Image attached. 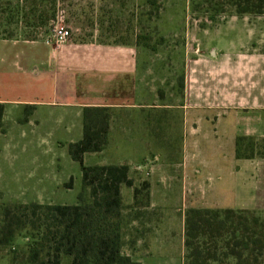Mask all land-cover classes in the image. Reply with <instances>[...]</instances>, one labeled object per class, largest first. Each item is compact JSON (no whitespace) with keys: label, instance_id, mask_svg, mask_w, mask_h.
Returning <instances> with one entry per match:
<instances>
[{"label":"rangeland","instance_id":"1","mask_svg":"<svg viewBox=\"0 0 264 264\" xmlns=\"http://www.w3.org/2000/svg\"><path fill=\"white\" fill-rule=\"evenodd\" d=\"M207 17L193 9L191 0H0V38L46 39L54 34L60 24L71 30V39L81 42L133 44L144 58V66L150 71L151 90H158L160 96L166 95L167 102L181 103V82L185 61L189 58L229 52L264 54V14L238 15L233 9L227 8L215 21ZM31 111V108H25L22 119L12 120L9 118L12 116L8 115L6 129L3 117L4 131L0 130V203H76L77 194L83 189L81 164L71 158L65 144L55 145L43 140L47 132L45 123L36 127L24 123L23 130L20 125H16V122L25 121ZM43 111L46 112L45 107L41 113ZM245 123V119L231 116L225 126H220L218 137L188 142L193 161L197 162L188 169V173L185 170L190 165L184 158L186 136L182 142L166 145L167 149L175 150L172 159H169V154L165 155L168 159L160 158L158 144H152L154 146L148 156L141 159L143 153L140 158L130 160L132 175L139 186V192L135 195L136 204H143L154 197L156 202H169L172 206L167 211L160 207L148 209L139 206L135 211L136 216L143 218L153 212L152 215L159 217L161 213L170 211L175 219L179 217L181 220L183 251L180 264H235L237 261L235 257L228 256L224 248L229 238L227 232L223 237L201 235L192 240V247L186 246V217L192 208L218 211L231 208L235 213L228 226L239 227L238 234L245 235L241 227L247 224V236L264 239V157H242L256 161L244 163L241 173H233V168L239 169L238 166L234 167L239 136L234 144L229 135L245 130ZM138 128L141 129V126ZM133 129L136 131V126L130 127V130ZM239 144L241 155L264 154V133L261 136L247 135ZM135 145L138 151L147 147V144L140 142ZM116 148L120 149L118 144L109 145L108 142L104 152L84 155V163L88 165L115 160V156L120 153ZM160 153L162 157L163 152ZM167 161H171L170 165L174 166L175 171H182V185L152 192L145 179L150 174L146 172L163 169ZM254 166L256 173L251 174ZM30 167L38 169L28 175L26 172ZM195 167H199L202 173H196ZM32 176L45 181L37 182ZM52 177L65 182L61 186L52 184ZM166 177L159 176L163 182ZM70 179L72 186L67 187ZM89 191H85L88 197ZM129 208L127 206L125 210ZM129 214L125 212L124 222H129L132 217ZM31 234L30 228L23 229L14 242L0 245V264H33L29 260ZM131 242L129 237L125 239L122 249L124 252H133L132 258L137 260L140 253H134L136 250ZM251 246L253 248V244ZM195 248L202 253L198 259L191 257ZM257 252L251 251L252 264H264V249L259 255ZM208 253H216V259L207 258ZM171 258L174 259V256ZM158 259L161 258L156 255L151 261ZM61 264H69V259H63Z\"/></svg>","mask_w":264,"mask_h":264},{"label":"crops","instance_id":"2","mask_svg":"<svg viewBox=\"0 0 264 264\" xmlns=\"http://www.w3.org/2000/svg\"><path fill=\"white\" fill-rule=\"evenodd\" d=\"M47 40L0 38V102L5 104V129L8 115L12 120L22 119L28 107L32 111L25 121L16 122L21 130L24 123L34 127L45 123L47 132L43 140L69 146L83 138L84 108L106 106L110 111L108 142L109 145L118 144L120 149L116 150L120 153L115 160L96 164H127L132 179L130 160L140 158L143 153L141 159L148 156L152 144H158V152H163L162 157L159 152L160 158L168 159L169 154L172 159L175 150L167 149L166 145L182 142L185 136L184 158L190 165L186 162L185 173H188V169L197 163L193 161L189 143L198 142L200 138L218 137L220 126H225L231 116L247 122L241 133L229 135L234 144L240 135L261 136L264 133V54L229 52L189 58L185 61L183 100L177 103L167 102L166 95L160 96L158 90H151L150 71L133 44L109 45L70 38L57 46ZM44 107L46 112L41 113ZM132 126H136V131L130 130ZM139 142L147 147L135 150V144ZM104 151L105 148L85 155ZM251 161L256 160L235 158L234 167L239 169L233 168V173H241L242 165ZM170 162L157 172H146L150 174L145 179L152 192L182 185V171H175ZM36 169L30 167L26 174L30 175ZM194 171L202 173L199 167ZM252 173H256L255 166ZM161 175L176 177H166L163 182L159 178ZM35 180L45 181H40L39 177ZM60 180L52 177L50 182L61 186L65 181ZM133 181V186H121L123 215L132 213L129 222H124L123 241L128 237L131 239L134 253H140L137 260L144 264H180L183 251L180 218L175 219L170 211L159 217L152 212L138 218L135 211L139 206L160 207L166 211L172 206L169 202H156L154 197L136 204L134 186H139L135 179ZM126 205L130 206L127 211ZM123 253L132 257L133 252ZM156 255L161 259L151 261Z\"/></svg>","mask_w":264,"mask_h":264},{"label":"trees","instance_id":"3","mask_svg":"<svg viewBox=\"0 0 264 264\" xmlns=\"http://www.w3.org/2000/svg\"><path fill=\"white\" fill-rule=\"evenodd\" d=\"M191 3L195 11L202 12L211 21L224 14L227 8L238 15L264 14V0H191ZM181 86L184 87V75ZM4 112L5 104L0 102L1 131H4ZM83 119V138L68 146L71 158L81 164L83 189L77 195L78 202L0 203V245L14 242L21 230L30 228L29 260L33 264H61L63 259H69V264H144L122 251L124 215L121 186L134 185L129 165L84 163L85 153L102 151L108 144L109 108L87 106ZM245 138L247 135L237 139L236 157H264L259 152L241 155L239 142ZM72 183L70 179L66 186L71 187ZM86 189H90L89 197ZM138 192L139 187L134 186L135 195ZM234 213L231 208L223 211L192 208L186 217V246L192 247V240L201 235L223 237L227 232L229 238L224 248L228 256L236 258L235 264H252L251 251L258 250V255L261 254L264 239L247 236V224L241 227L245 235L238 234L239 227L228 226ZM221 231L222 234L219 233ZM192 251L191 257L195 259L202 255L198 248ZM216 257V253L207 254L209 259Z\"/></svg>","mask_w":264,"mask_h":264},{"label":"built area","instance_id":"4","mask_svg":"<svg viewBox=\"0 0 264 264\" xmlns=\"http://www.w3.org/2000/svg\"><path fill=\"white\" fill-rule=\"evenodd\" d=\"M71 30L65 25H58L55 30L54 34L51 37H48L49 42H53L57 46L61 45L62 43L68 41L71 38Z\"/></svg>","mask_w":264,"mask_h":264}]
</instances>
